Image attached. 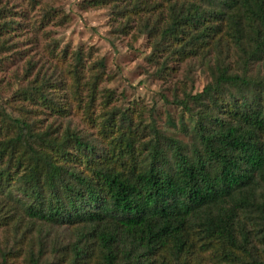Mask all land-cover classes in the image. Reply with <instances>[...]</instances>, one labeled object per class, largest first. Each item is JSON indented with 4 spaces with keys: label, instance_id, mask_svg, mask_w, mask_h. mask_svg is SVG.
Returning a JSON list of instances; mask_svg holds the SVG:
<instances>
[{
    "label": "trees",
    "instance_id": "obj_1",
    "mask_svg": "<svg viewBox=\"0 0 264 264\" xmlns=\"http://www.w3.org/2000/svg\"><path fill=\"white\" fill-rule=\"evenodd\" d=\"M115 1L127 20L147 16L138 29L168 55L161 70L169 56H199L210 82L176 98L187 116L168 125L181 139L151 124L142 141L127 111L95 117L94 96V140L11 117L0 128V227L14 238L0 264H264V0ZM75 61L73 100L35 84L24 101L82 110V89L95 92L101 76L81 85V52ZM62 227L68 243L47 232Z\"/></svg>",
    "mask_w": 264,
    "mask_h": 264
},
{
    "label": "rangeland",
    "instance_id": "obj_2",
    "mask_svg": "<svg viewBox=\"0 0 264 264\" xmlns=\"http://www.w3.org/2000/svg\"><path fill=\"white\" fill-rule=\"evenodd\" d=\"M94 1L0 0V128L11 130V117L22 113L27 119L37 120L43 129L52 126L63 132L70 127L94 140L97 129L86 119V107L94 96L95 117L110 110L127 111L134 124H139L142 141L143 129L151 124L166 136L181 139L183 136L168 125V120L178 124L185 114L176 98L181 101L186 94L196 95L210 82L207 64L199 56H169L167 69L161 70L168 55L156 51L148 36L138 29L147 16L127 20L120 13L126 9V1L106 0L109 4L100 7L92 5ZM128 21L130 29L123 31ZM80 52L84 60L81 85L91 82L94 75L101 76L95 92L90 87L82 89V110L75 109L74 103L67 116L58 115L24 101L22 92L35 84L62 103L73 100L72 71L75 54ZM232 56L229 61L235 68ZM100 61L104 69L98 65ZM54 88L56 92H52ZM11 230L0 227V251L12 243ZM47 232L51 239L65 243L72 240L66 227ZM19 237L22 240V229ZM11 264H22V259Z\"/></svg>",
    "mask_w": 264,
    "mask_h": 264
}]
</instances>
